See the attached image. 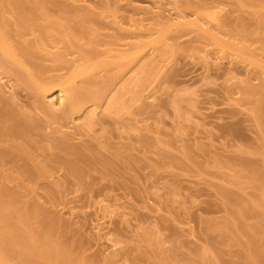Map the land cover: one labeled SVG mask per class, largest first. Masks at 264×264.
Wrapping results in <instances>:
<instances>
[{"label": "rangeland", "instance_id": "rangeland-1", "mask_svg": "<svg viewBox=\"0 0 264 264\" xmlns=\"http://www.w3.org/2000/svg\"><path fill=\"white\" fill-rule=\"evenodd\" d=\"M176 13L191 24L168 31ZM203 19L224 45L201 35ZM0 21L13 67L36 81L0 66V182L15 195L6 212L37 244L69 252L66 264H264V0H0ZM88 60L109 64L74 78L80 110L51 119L39 101ZM7 113L31 116V128L11 127ZM58 143L91 161L70 162ZM34 254L14 263L46 262Z\"/></svg>", "mask_w": 264, "mask_h": 264}, {"label": "bare ground", "instance_id": "bare-ground-1", "mask_svg": "<svg viewBox=\"0 0 264 264\" xmlns=\"http://www.w3.org/2000/svg\"><path fill=\"white\" fill-rule=\"evenodd\" d=\"M20 7H22V6H20ZM216 9V8H215ZM215 11V10H214ZM179 13H176V20H174V18L175 17H170V21L168 22V19L166 20L167 21V23H165L164 22V24L166 25V27L168 28H166L168 31H170L169 29L171 28L172 29V27H182V26H186L187 25V23H190V22H187V20L185 19V15L184 14H179ZM212 14V13H211ZM159 15V14H158ZM2 18V17H1ZM173 18V19H172ZM157 19H158V17H157ZM206 19V18H205ZM210 19V18H209ZM213 19V18H212ZM211 19V20H212ZM220 20V22H221V19H219ZM197 21H199L198 19H197ZM203 21L204 22H202V20H201V22H196V23H194L195 21H193V23L196 25V27H198V29L200 30V31H202V33H201V35L203 34L204 36L205 35H209L210 36V38H212L216 43H223V44H221V45H224L225 44V40L223 41V42H220V40L218 39V35H217V33H216V35L214 34L215 33V30H214V33H213V30L211 29L212 28V23H213V21H212V23H211V28H210V25L209 26H207L208 24V22L210 21V20H208V22L206 23L205 21L206 20H204L203 19ZM1 22V21H0ZM215 20H214V23L213 24H215ZM64 23V22H63ZM62 22H58L57 23V26H58V24H59V26L61 25L62 26V24H63ZM218 23H219V21H218ZM5 24V23H4ZM163 24V23H162ZM191 24V23H190ZM64 25V24H63ZM220 25H221V23H220ZM227 25V24H226ZM59 26H58V28H59ZM65 26H66V24H65ZM191 26H193V25H191ZM223 26H224V24H223ZM221 27H222V25H221ZM4 29V28H3ZM2 29V27H1V25H0V66H4L6 69H8V71H11V72H14V73H16L17 74V76H18V79L20 80V81H22V83H25L26 85H28V86H30V87H34V85H36V81H35V79H34V77L32 76V75H30L29 73H25V72H23V71H21L20 69H18L17 70V68L15 69L14 67H13V65H12V63L14 62H17L18 60H17V48L16 49H13V45L11 46V44H9L8 42H7V39H6V36L7 35H5V34H7L6 32L5 33H3V30ZM211 29V30H210ZM213 29H214V27H213ZM216 29V28H215ZM80 30V29H79ZM221 29L219 28V31H220ZM47 31V30H46ZM218 31V32H219ZM164 32H166V31H164ZM204 32V33H203ZM63 33V32H62ZM153 33V32H152ZM162 33H163V31H162ZM70 35V34H69ZM69 35H66L65 36V38L67 37V36H69ZM151 35H153V34H151ZM166 35L165 34H161V35H159L158 37H152L153 39V44H154V46H153V48L154 49H158V48H164V45L167 43L166 42V37H165ZM218 36V37H217ZM59 37V36H58ZM61 37V36H60ZM72 36L70 35L69 37H67L66 39L64 38V37H62L63 38V40L66 42V48L68 49V47H69V45H72L73 47H74V43L73 44H70V40H69V38H71ZM209 38V39H210ZM68 39V40H67ZM60 40H61V38H60ZM152 40H150V41H152ZM71 41H73V40H71ZM150 41H149V43H150ZM211 41V40H210ZM73 42H75L76 43V41H73ZM31 43V42H30ZM140 43V42H139ZM143 43H145V42H143ZM213 43V42H212ZM141 44V43H140ZM137 45V46H141V45ZM147 45H148V43H146ZM78 45V44H77ZM136 45V44H135ZM143 45V44H142ZM150 45H151V43H150ZM217 45V44H216ZM220 45V46H221ZM32 46V45H31ZM83 46V45H82ZM137 46L135 47L134 46V48L133 49H135V51H133V52H137ZM33 47V46H32ZM71 47V46H70ZM133 47V46H132ZM144 47H146V46H144ZM152 47V46H151ZM34 48V47H33ZM77 48V47H76ZM112 48V47H111ZM139 48V47H138ZM143 48V47H142ZM218 48H219V45H218ZM222 48V47H221ZM83 49H85V48H83ZM153 49V50H154ZM242 49H244V48H242ZM241 49V50H242ZM108 50H109V48H108ZM19 51H21L20 52V54L21 53H23L25 56L27 55H29V51L27 50V49H25V48H20L19 49ZM19 51H18V53H19ZM81 51V50H80ZM85 51V50H84ZM113 51V50H112ZM81 52H83V50L81 51ZM105 52V51H104ZM108 52V51H107ZM84 54H85V52H83ZM82 53V55H84ZM89 53V52H88ZM92 53V52H91ZM118 54H119V51L117 52ZM132 53V52H131ZM135 53L133 54H131L130 55V53L128 54V56H125V54H124V56H123V59H122V57L120 58V60L121 61H123L124 60V62L127 60V62H130V61H132V60H135L136 59V56H135ZM139 53V52H138ZM243 53V52H242ZM254 53V52H253ZM58 54V53H57ZM106 54V53H105ZM109 54V53H108ZM121 54V53H120ZM261 54V53H260ZM32 55V54H31ZM107 55V54H106ZM110 55V54H109ZM108 55V56H109ZM26 56V57H27ZM64 56V55H63ZM63 56H61V55H59V58H61V60H63ZM90 58V57H89ZM254 58V57H253ZM256 58V57H255ZM79 59H80V57H79ZM104 59H106V57L104 58ZM126 59V60H125ZM58 60H60V59H58ZM78 59H76V61H77ZM94 60V59H93ZM103 60V59H102ZM262 60V59H261ZM13 61V62H12ZM64 62V61H63ZM67 62H69V61H67ZM93 62V61H92ZM92 62H90V60H88V62L86 61V63H85V65L83 64V66H81V67H77V68H74V70L72 71V73H74L73 75H70V78H69V80L67 81V82H64V80L62 81V83H59L58 84V87H57V94L56 95H54V93L53 94H51V95H49V101H39V106H40V108L45 112V114H48V116L51 118V119H58V120H62V119H65L64 121H66L69 117H71V115H73L75 112H77L78 110H80L79 108L81 107V104H79L80 102L79 101H81L80 99L81 98H79V95L81 94L80 92H81V89H79V88H77L76 86H75V79L78 77V76H81V75H83V74H85L86 73V75L89 73V71L92 73V72H99L100 70V68H101V70L103 69L102 67L104 66V67H106V65L107 64H109V63H107V62H103V63H101L102 65H100V64H95V63H93V64H91ZM13 63V64H14ZM261 63V62H260ZM66 64V63H65ZM71 64V63H70ZM70 64H67V65H70ZM91 64V65H90ZM118 64H120V63H118ZM147 64V63H146ZM145 63L144 64H141V66L139 67V71H141V72H144L143 73V75L144 74H146L145 73V71L147 70V69H145V67H147V65H146ZM123 65V66H122ZM121 66L120 65H118V66H120V69L121 70H123V68L125 67V65L124 64H122ZM260 65V67L261 68H263L264 69V62H262L261 64H259ZM128 66H129V64H128ZM128 66H126L124 69L125 70H131V68L132 67H128ZM127 67L129 68V69H127ZM38 68V67H37ZM135 68V67H134ZM77 69V70H76ZM107 68H105V70H106ZM263 69H261V70H263ZM42 70V69H41ZM40 70V71H41ZM104 70V69H103ZM124 71V70H123ZM133 71V70H132ZM128 72V71H127ZM147 72V71H146ZM71 73V72H70ZM145 77V76H144ZM75 78V79H74ZM113 78V77H112ZM114 79V78H113ZM1 80V79H0ZM38 80V79H37ZM108 80V79H107ZM64 82V83H63ZM74 82V83H73ZM112 83H113V81H112ZM81 86H83V85H81ZM261 86H263V88L262 89H264V83H262L261 84ZM7 87V86H6ZM45 87V86H44ZM8 89H11V86H8L7 87ZM35 88V87H34ZM246 88V87H245ZM244 88V89H245ZM254 88V87H253ZM37 89H39V88H36V90ZM128 89V88H127ZM129 89H131V88H129ZM247 89V88H246ZM260 89V88H259ZM49 90V89H48ZM82 90H87V89H82ZM126 90V86H125V84L123 85L122 84V86L121 87H119V88H117L116 90H115V92L110 96V98H109V100H108V102H107V107L108 108H115L116 107V105L118 106V103L120 102V100H121V97H122V94H123V92ZM258 90V89H257ZM256 89H250V86H249V88H248V90L246 91L247 93H250V94H254L255 92V94H258L259 95V91H257ZM84 91V92H85ZM87 91H89V90H87ZM42 92V91H41ZM52 92V91H51ZM50 92V93H51ZM83 92V93H84ZM97 92V91H96ZM96 92H94V93H96ZM253 92V93H252ZM262 92V91H261ZM3 93H5V91L3 90V89H1L0 88V101L3 99ZM47 93V92H46ZM56 93V92H55ZM86 93V92H85ZM84 93V94H85ZM48 94V93H47ZM47 94H46V96H47ZM83 94V95H84ZM90 94V96L92 97H90L91 99H93L94 101H95V104H97V103H99V102H101L100 101V99H101V97H102V95L99 93H96V94H93V92H92V94L91 93H89ZM254 94V95H255ZM44 95V94H43ZM42 94H40V96H39V98L41 99L42 97ZM81 96V95H80ZM262 96L263 95H261V93H260V97L259 98H262ZM37 97V96H36ZM48 97V96H47ZM47 97H45V98H47ZM86 97V96H85ZM88 97V96H87ZM44 98V99H45ZM89 98V97H88ZM84 100H85V98H84ZM87 100V99H86ZM5 100H3V102H4ZM83 101V100H82ZM63 107V110L62 109H60V108H62ZM117 108V107H116ZM109 110V109H108ZM42 111V112H43ZM255 111V110H254ZM59 113H64V115L63 114H59ZM7 114H9L11 117L8 119V122H9V124L11 125V127H13V128H15V129H18V130H21V129H27L29 126L28 125H30L31 124V122L29 123V121L30 120H32L30 117H25V118H23L22 119V121H20V122H15V120H14V114L13 113H7ZM90 114H91V112H90ZM5 115V114H4ZM61 115H63V116H61ZM6 116H8V115H6ZM89 116V115H88ZM88 116H87V120L88 121H84L82 124L83 125H80L78 128L81 130V129H84V128H86L87 126H91V124L94 122V119H95V114L93 113V114H91L90 116H89V118H88ZM9 117V116H8ZM14 117V118H13ZM16 119V118H15ZM19 120V119H18ZM63 121V120H62ZM60 122V121H59ZM32 123H34V122H32ZM85 124H87V125H85ZM35 125V124H34ZM33 126V125H32ZM84 126H86V127H84ZM30 128H31V125H30ZM10 130V129H9ZM28 130H30V129H28ZM27 130V131H28ZM33 130V129H32ZM25 131V130H24ZM31 132V131H30ZM27 133H29V131L27 132ZM1 135V134H0ZM31 140H32V138H31ZM59 140V139H58ZM60 141V140H59ZM31 145H33V144H31ZM30 145V146H31ZM60 150H62L63 152H64V154L65 155H67V157L69 158V159H71V160H73V161H70V160H68V161H70V162H81V163H88V162H90L91 161V159H90V156H88V154H86V152H84L86 149H82V148H74V147H69V146H66V144H63V143H58V146H57ZM88 148V147H87ZM90 149V148H89ZM24 152V151H23ZM26 152H27V150H26ZM25 152V153H26ZM24 153V154H25ZM29 154V153H28ZM27 155V154H26ZM25 156V155H24ZM33 156V155H32ZM23 158H25V157H23ZM31 158V157H30ZM93 159V158H92ZM93 161V160H92ZM101 161V160H100ZM102 161H104V160H102ZM101 161V162H102ZM59 164H61V165H66V161L65 160H59V161H57ZM46 165H41L39 168H38V170H39V172H48L49 171V166H47L48 167V169L45 167ZM72 167V166H71ZM78 167H80V166H78ZM73 169H75V167H73ZM78 169V168H77ZM26 170H28V169H26ZM69 171H70V169H69ZM78 171H79V169H78ZM81 171V170H80ZM77 172V171H76ZM42 174V173H41ZM43 176V175H42ZM0 184H1V182H0ZM14 198H15V195H14V193L12 192V191H10V190H8L5 186L3 187L2 186V184L0 185V264H15L14 263V260L15 259H17V258H15V257H19V258H23V257H26V258H28V257H31L32 255L31 254H33V255H35L34 254V252H37V253H39L40 255H41V257L44 259L45 258V260H46V262H44V264H64L66 261H65V257H67V256H69V252H66L65 250H63L62 251V249H57V247H56V249H55V247L52 245V247H51V244H50V247L51 248H46L45 247V243H47V242H45L44 244H43V242L42 243H40V245L39 244H37L40 240H38V238H37V236L36 235H34V237L36 238H33V234H32V232H31V230H29L28 228L26 229V227H24L25 229H22V227L20 228L19 227V225L17 224V223H15L14 222V220L12 219V215H11V217H10V214L8 213V212H6L7 211V204H9L11 201L13 202V200H14ZM11 202V203H12ZM260 205L261 204H263V202L262 203H259ZM33 207L34 208H32V209H39L38 208V206H36V205H33ZM261 207H263V205L261 206ZM9 208V207H8ZM6 209V210H5ZM20 209V208H19ZM22 209V208H21ZM264 209V208H263ZM24 211H25V208L23 209ZM23 210H21L20 212H16V213H18V219L17 220H19L21 223H24L25 221V218H27V214H28V210H27V213L26 212H23ZM29 210L31 211V209L29 208ZM11 212V211H10ZM35 212V211H34ZM37 212V211H36ZM12 213V212H11ZM15 213V212H14ZM13 214V213H12ZM28 216H29V214H28ZM14 217H15V215H14ZM28 220V219H27ZM40 238V237H39ZM44 240V239H43ZM49 243V242H48ZM48 246H49V244H47ZM54 247V248H53ZM31 255V256H30ZM38 255V254H37ZM15 258V259H14ZM68 259H69V257H67ZM33 259V258H32ZM23 260H24V258H23ZM44 260V261H45ZM65 262H64V261ZM69 261H70V259H69ZM72 261V260H71ZM25 263L26 264H38V263H35V262H32V261H28V260H26L25 261ZM42 264V263H41ZM66 264V263H65ZM69 264H73V262L72 263H69Z\"/></svg>", "mask_w": 264, "mask_h": 264}]
</instances>
